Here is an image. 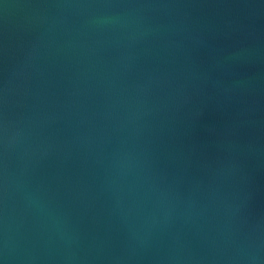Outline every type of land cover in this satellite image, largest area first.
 I'll return each mask as SVG.
<instances>
[{
    "label": "water",
    "instance_id": "1",
    "mask_svg": "<svg viewBox=\"0 0 264 264\" xmlns=\"http://www.w3.org/2000/svg\"><path fill=\"white\" fill-rule=\"evenodd\" d=\"M0 264H264V0H0Z\"/></svg>",
    "mask_w": 264,
    "mask_h": 264
}]
</instances>
